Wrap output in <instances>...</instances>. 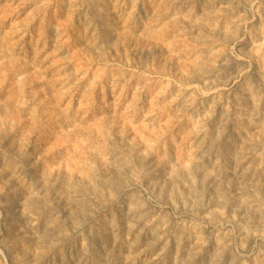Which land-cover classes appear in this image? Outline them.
<instances>
[{"label": "rangeland", "instance_id": "374dc122", "mask_svg": "<svg viewBox=\"0 0 264 264\" xmlns=\"http://www.w3.org/2000/svg\"><path fill=\"white\" fill-rule=\"evenodd\" d=\"M0 264H264V0H0Z\"/></svg>", "mask_w": 264, "mask_h": 264}]
</instances>
